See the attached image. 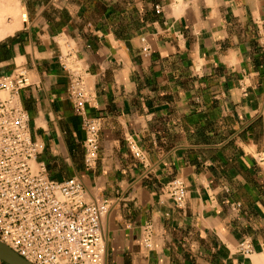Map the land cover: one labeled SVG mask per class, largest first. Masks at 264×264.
Here are the masks:
<instances>
[{"label": "crops", "instance_id": "0c3cea01", "mask_svg": "<svg viewBox=\"0 0 264 264\" xmlns=\"http://www.w3.org/2000/svg\"><path fill=\"white\" fill-rule=\"evenodd\" d=\"M68 51L101 125L90 168ZM21 69L37 162L112 203L105 264H264V0H0V76ZM177 178L182 206L164 194Z\"/></svg>", "mask_w": 264, "mask_h": 264}, {"label": "built area", "instance_id": "2783aa9c", "mask_svg": "<svg viewBox=\"0 0 264 264\" xmlns=\"http://www.w3.org/2000/svg\"><path fill=\"white\" fill-rule=\"evenodd\" d=\"M59 62L68 75L73 111L82 119L85 163L90 168L97 161L101 125L87 115L89 95L79 60L68 51ZM30 86L25 69L0 76V241L31 264H105L102 220L112 203L106 198L88 201L79 179L53 180L37 162L45 146L32 137L30 115L22 103V92ZM129 144L134 157L143 161L137 144ZM164 194L182 206L187 196L184 181H170ZM142 243L152 249L151 224L142 230ZM238 250L249 256L251 241L241 242Z\"/></svg>", "mask_w": 264, "mask_h": 264}, {"label": "water", "instance_id": "95a60500", "mask_svg": "<svg viewBox=\"0 0 264 264\" xmlns=\"http://www.w3.org/2000/svg\"><path fill=\"white\" fill-rule=\"evenodd\" d=\"M0 261L5 264H31L0 241Z\"/></svg>", "mask_w": 264, "mask_h": 264}]
</instances>
